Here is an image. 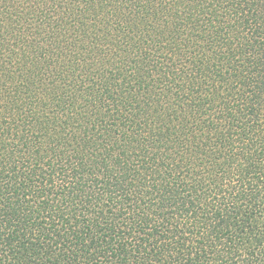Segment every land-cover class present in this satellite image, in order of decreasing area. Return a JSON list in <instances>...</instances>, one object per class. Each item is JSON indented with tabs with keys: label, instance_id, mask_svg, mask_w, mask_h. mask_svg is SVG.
Here are the masks:
<instances>
[{
	"label": "trees",
	"instance_id": "obj_1",
	"mask_svg": "<svg viewBox=\"0 0 264 264\" xmlns=\"http://www.w3.org/2000/svg\"><path fill=\"white\" fill-rule=\"evenodd\" d=\"M0 264H264V0H0Z\"/></svg>",
	"mask_w": 264,
	"mask_h": 264
}]
</instances>
